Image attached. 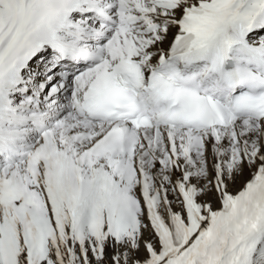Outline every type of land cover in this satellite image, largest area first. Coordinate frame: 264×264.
<instances>
[{"label": "snow or ice", "instance_id": "obj_1", "mask_svg": "<svg viewBox=\"0 0 264 264\" xmlns=\"http://www.w3.org/2000/svg\"><path fill=\"white\" fill-rule=\"evenodd\" d=\"M0 264H264V0H0Z\"/></svg>", "mask_w": 264, "mask_h": 264}]
</instances>
